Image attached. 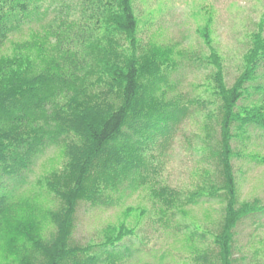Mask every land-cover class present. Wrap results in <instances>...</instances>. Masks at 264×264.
Listing matches in <instances>:
<instances>
[{
  "label": "trees",
  "instance_id": "obj_1",
  "mask_svg": "<svg viewBox=\"0 0 264 264\" xmlns=\"http://www.w3.org/2000/svg\"><path fill=\"white\" fill-rule=\"evenodd\" d=\"M211 32L198 29L214 67L209 91L219 101V139L212 155L221 180L182 199L179 189L153 181V151L169 144L188 112L182 95L169 96L177 52L154 42L143 47L133 0H0V50L10 46L0 52V264H122L131 256L115 252L137 234L127 219L146 211L126 207L119 223L105 227L102 241L87 245L73 241L75 212L80 201L107 204L112 194L143 184L162 216L220 195L224 215L214 248L194 249L192 260L235 264L237 224L264 211L259 198L238 204L231 164L234 137L248 125L264 130V87H257L260 101L239 106L264 64V14L230 86ZM208 130L210 137L215 128ZM50 147L60 150L62 166L43 173L37 185L59 200L55 208L37 195L16 193Z\"/></svg>",
  "mask_w": 264,
  "mask_h": 264
},
{
  "label": "rangeland",
  "instance_id": "obj_2",
  "mask_svg": "<svg viewBox=\"0 0 264 264\" xmlns=\"http://www.w3.org/2000/svg\"><path fill=\"white\" fill-rule=\"evenodd\" d=\"M133 8L143 47L154 42L172 45L177 52L176 70L168 74L174 85L169 96L182 95L188 112L169 144L163 150L157 147L153 151L156 157L153 166L157 167L153 181H156L154 187L169 185L179 189L185 199L200 186L208 190L212 181L221 180L212 155L219 139L215 122L219 101L209 91L214 67L207 62L210 49L198 29L210 27L212 46L222 58L225 82L230 86L241 71L250 35L263 17L264 0H133ZM0 52L9 53V43ZM257 87H264L263 63L258 67L255 81L248 84L250 96L240 100L239 106L261 100L262 92ZM210 127L215 130L208 137ZM231 146L238 204L255 198L264 202V130L248 125L234 137ZM62 163L60 150L48 148L24 173L25 183L16 193L37 195L45 207H57L59 200L38 186L37 179L52 168H60ZM148 187L143 184L135 189L131 186L121 189L111 195L107 204L80 201L75 212L74 243H99L105 227L119 223L126 207H140L146 211L143 218L134 210L127 219L130 226L136 227L137 238L122 241L120 250L115 252H122L124 258L131 256L122 264H197L192 260L193 250L214 248L213 235L220 228L225 200L221 201L220 195L215 199L203 196L182 212L177 208L173 209V215L169 211L162 216L159 207L153 206ZM235 231V264H264V211L243 218ZM51 232V226L46 228V237ZM103 255L106 256L101 254V258H105Z\"/></svg>",
  "mask_w": 264,
  "mask_h": 264
}]
</instances>
